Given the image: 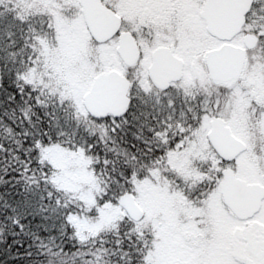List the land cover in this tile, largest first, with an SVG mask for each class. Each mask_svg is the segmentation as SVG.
Here are the masks:
<instances>
[{
    "label": "snow or ice",
    "instance_id": "obj_1",
    "mask_svg": "<svg viewBox=\"0 0 264 264\" xmlns=\"http://www.w3.org/2000/svg\"><path fill=\"white\" fill-rule=\"evenodd\" d=\"M0 264H264V0H0Z\"/></svg>",
    "mask_w": 264,
    "mask_h": 264
}]
</instances>
